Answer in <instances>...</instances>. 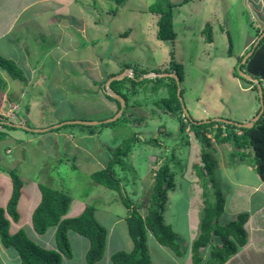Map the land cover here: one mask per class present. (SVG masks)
<instances>
[{"label": "rangeland", "instance_id": "374dc122", "mask_svg": "<svg viewBox=\"0 0 264 264\" xmlns=\"http://www.w3.org/2000/svg\"><path fill=\"white\" fill-rule=\"evenodd\" d=\"M155 1L157 0H130L129 4L127 1L121 7L117 5L118 8H115V2L108 0V3L99 5L96 9L88 8L91 9L92 20L98 19L101 26L98 36L105 38L106 42L102 48L89 44L85 55L80 51L77 56L83 57L80 59L91 64L81 65L80 72L70 75L59 70L63 65L57 66L61 52L53 46H46L41 39L29 36L27 46L32 44L29 50L25 49L21 38L27 35L26 31H22L23 34L18 36V39L8 40L9 43L7 39H2L5 44L8 43L7 48L16 46L20 41V50L0 49V52L5 57L13 58L26 75L29 76L31 67L36 68L33 81L24 87L27 95L19 102L20 108L13 106V111L16 110L14 120L24 121L26 117L29 118L30 112L34 121L39 123V127H36V124L33 126L36 128H42L43 124L52 126L72 120L103 121L112 117L120 110L121 104L118 105L115 99L107 98L102 86L107 80V75L110 78L113 74L121 75L128 71V75L114 87L126 95L128 107L121 117L107 125L69 124L44 133L10 129L13 137L21 136L25 140L34 137L33 141L28 142V147H21L22 160L26 158V148L29 150L26 154L30 160L23 161L22 167L17 166L20 161L11 166L18 171L23 181L18 206L22 221L18 224H26L31 220L33 211L41 199L40 184L71 196L69 217H75L89 204H111L116 208L115 204H124V199L135 206L147 204L148 196L144 195V192L151 188L155 170L169 161L175 173L176 187L168 192L163 217L165 222L175 223L178 231L184 233V238L191 240V232L200 229V207L205 204L203 181L193 168L196 163L203 164L201 147L204 146L211 153L215 161L214 177L224 193L228 192L229 187L232 190L233 179L236 177L251 176L247 167L250 164L249 158L238 156L234 162L230 156L231 150H234L232 144L227 146L217 141L214 135L217 124L213 126V131H202L197 138L183 115L177 118L155 105L157 99L167 96L166 87L153 90L155 83H161L157 81L160 78H147V81L141 79V76H133V69L139 73L164 72L175 68L176 64H181L184 73L181 87L193 119L201 123L217 117L239 122L250 120L258 110V105L260 107L259 93L252 82L241 76L238 67L246 63V54L264 32V0H188L184 5H177L173 18L177 36L170 44L157 38L159 16L149 11V6ZM171 1L178 4L183 0ZM109 9H117V13L108 12ZM95 11L99 12V17L94 16ZM32 18L34 23L30 26L31 32L37 30L39 24V18ZM208 24L212 28V42L208 41ZM93 26L96 28V25ZM106 26L108 29H104ZM126 32L127 34H124ZM248 36H251L252 40L250 45L246 46ZM24 42L26 44V40ZM35 46L42 49L43 56L40 55L32 64L30 60ZM76 49L72 47L70 51ZM60 62L65 64L66 60L62 58ZM129 66L132 70L127 69ZM242 70L248 72L247 68ZM3 74L6 78H11L6 72ZM162 80L167 82L171 79ZM261 80L264 86V80ZM3 105L4 102L0 104ZM2 110L4 112L1 115L12 118V114L8 115L9 111L1 108ZM182 122L186 127L184 131L181 129ZM7 128L9 127L0 125V130ZM222 128L225 135V126L222 125ZM99 131L101 133H98ZM85 132H95V141L92 138L80 139ZM203 132L210 139V146L205 141L202 143ZM238 132L242 133L240 130ZM133 135H137L140 140L132 143L130 154L126 158V169H123L120 163L115 166L121 192L95 181L91 173L106 168L115 158L114 151L122 148L125 139ZM152 139L156 140V143H151ZM76 142H79L78 145ZM14 143L4 141L0 147L2 150L8 146L10 149L12 147L14 154L11 156H15L19 145ZM251 150L252 148H247V151ZM5 169L0 162L2 207L9 203L13 193L10 169ZM184 207L188 211L183 209ZM138 208L142 213L146 212V207ZM109 214L107 217L103 216L105 222L118 216L117 209ZM7 216L9 217L8 214ZM224 216L227 214L224 213ZM23 229L27 232L26 227ZM119 234L118 236L115 233L108 248L128 251L125 249L133 247V242L129 241L130 233L126 231ZM179 238L182 240L183 236ZM33 239L39 244L52 242L50 233L43 237L36 234ZM69 239L74 254L79 252L78 246L84 243H81L83 239L78 232L72 230ZM89 242L90 239L85 244ZM1 254H7V258L11 259L7 264H20L16 251L12 248L5 250L0 240V256Z\"/></svg>", "mask_w": 264, "mask_h": 264}, {"label": "trees", "instance_id": "16d2710c", "mask_svg": "<svg viewBox=\"0 0 264 264\" xmlns=\"http://www.w3.org/2000/svg\"><path fill=\"white\" fill-rule=\"evenodd\" d=\"M113 1L116 4L115 8H118L117 5H123L128 0ZM187 2L188 0H183L175 4L171 0H157L149 6V11L159 16V28L157 32V38L159 40L168 44L173 43L177 36L173 26L174 8L177 5H184ZM116 10H112V13H116ZM206 29H208L209 33L208 41L212 42L211 25L208 24ZM124 34H127V32ZM229 37H231V34ZM231 41L232 38L230 39V43ZM232 48L233 41L230 45V50ZM242 58L239 60V63ZM0 67L7 71L13 78H25L22 68L11 57H5L0 54ZM241 68H247V71L251 74L264 79V37L255 47L253 54L247 59L246 63L241 65ZM170 71L178 75L181 85L184 81L181 64H176L175 68L170 69ZM163 78L157 77V81L161 83H155L153 90L157 91L162 87H166L167 96L157 99L155 105L164 108L166 113L180 118L181 115L184 116L183 105L180 100V97H183L185 100L184 91L182 89L179 96L177 80L174 77H168L171 80L163 82L166 81L162 80ZM118 82L120 81H114L111 85L112 88ZM118 89L115 90L117 91ZM118 93L123 95L127 103L126 95L120 91ZM107 97L113 99L111 96L107 95ZM116 101L120 105V102L118 100ZM176 112L178 113L176 114ZM184 119L187 120L190 127L195 131L197 138L202 131H213V126L217 124L218 127L215 129L214 135L219 143L227 146L232 144L234 147V150L230 152L232 160L235 162V158L238 156L243 159L249 158L250 164L254 166L258 175L264 180V114L250 128L238 127L234 124L217 121L201 123L191 116L184 117ZM107 124L104 123L101 125ZM3 125L9 128L6 131H0V139H5L10 129H18L7 124ZM222 125L225 126V135L223 134ZM185 128V123L182 122L181 129L184 131ZM239 130L242 133H239ZM94 133L88 132L90 135ZM203 134L204 138L202 139V143L205 141L210 146V139L206 137L205 132ZM138 140L140 138L137 135L125 139L123 147L114 151V160L110 164L108 163L109 165L106 168L93 172L91 174L92 178L105 187L121 192L120 179L115 166L120 163L123 169H126V158L130 154L133 146L132 143ZM152 142L156 143V140L152 139ZM249 147L252 148L251 151H247ZM201 161L203 164L196 163L193 165L196 175L203 181L202 187L205 198V204L200 209V233L191 243L193 263L203 264L200 251L203 247L210 244L211 257L209 263L223 264L231 255L237 252L239 247L246 245L247 232L245 230V223L248 216L241 214L237 219L228 221L223 225L220 224V218L223 216L225 208V197L223 190L217 185L216 178L214 177L215 161L211 153L204 146L201 147ZM9 169L10 176L13 180V193L9 203L5 207L0 206V237L6 248H12L17 252L20 264H62L63 255L68 257L72 255L69 230H76L90 239L91 247L87 253V260L90 264H95L103 258L106 250L108 230L103 225L101 219L97 217L96 206L88 205L83 213L77 217H64L70 209L71 196L47 185L40 184L42 199L33 212L32 222L34 229L40 234H45L51 227H57L55 233L57 250L45 248L37 243L29 237L23 228L15 233H11V224L18 222L21 217L18 212V205L22 195L23 181L17 170L14 168ZM4 170L6 169L4 168ZM153 179L154 182L151 188L147 192H144V195L148 196L147 204L135 206L124 199V204L129 208V214L126 220L135 247L132 251L122 250L114 253L112 261L115 264H152L151 255L147 246V230L152 231L159 243L172 249L176 254L182 255L184 253L182 251V245L185 240L178 238L179 236L176 231L164 221L163 217L168 200V192L174 190L176 185L175 173L172 171L169 161L164 162L155 170ZM138 207H141V209L146 207L145 214Z\"/></svg>", "mask_w": 264, "mask_h": 264}, {"label": "crops", "instance_id": "0c3cea01", "mask_svg": "<svg viewBox=\"0 0 264 264\" xmlns=\"http://www.w3.org/2000/svg\"><path fill=\"white\" fill-rule=\"evenodd\" d=\"M107 1L108 0H0V49H7L8 51H10V49L12 50L15 48L20 50L22 47L20 41L16 46L13 47L9 44L10 48H7V45L9 43L8 40L12 41L18 39V36L23 34L22 31H26L27 35L21 38L23 47L25 49L29 50V46L32 44L30 43V45L27 46V40L29 39V36L32 38L37 37L41 39L46 46H53L54 49L59 50V53L61 52V56L59 57V60H57V66L63 65L59 68L60 71H63L65 72L64 74L69 75L74 74L75 72H80V66L87 65V63L89 64L90 62L80 59L83 57L77 56L78 54H80L79 52L82 51L85 55V53H87V47L89 46V44H96L98 47L102 48L103 44L106 42L105 38L98 36V31L101 26H99L98 19L92 20L91 9L89 10L88 8L92 7L93 9H96L99 5L108 3ZM129 3L130 0H128V4ZM108 12H112V10L109 9ZM94 16L99 17V12L95 11ZM32 17L39 18V24L37 25V30L31 32L30 26L32 25V23H34ZM93 25H96V28ZM104 29H108V26L104 27ZM15 34H17V36H15ZM55 34L56 37H54ZM2 39H7L8 43L5 44ZM24 40H26V44ZM72 47H76L77 49L72 52L70 51ZM0 54L3 55V53L1 52ZM40 55L43 56L42 49L35 46L32 52L30 63L34 64L35 61L38 60ZM62 58L66 60L65 64H61L60 60ZM31 68L32 70L31 72H29V76L26 75V72H24L26 80L22 81L19 79H14L12 77L8 78V76L6 78L3 72H6L7 75H9V73L3 69L2 71H0V104L4 102V107L0 106V114H3L4 112L3 110L1 111V108L9 111L8 115L12 114V118L9 117L12 121L14 120L13 118L15 117L16 112V110L13 111V106L16 108H20L19 102L23 101L27 95V91L26 89H24V87H26L33 81V72L36 68ZM107 78H109V75H107L106 79ZM77 80L78 79L76 78L75 81ZM28 114L29 118L26 117L24 121L22 119H17L14 120V122L28 124L32 127L35 126V124L38 125L39 123H36V121H34L32 113L29 112ZM36 127H39V125ZM44 127L47 126L43 124L42 128ZM0 131H6V129ZM10 131L9 134L7 133V137L5 138V140L0 139V146L4 141L13 143L15 142L14 145H19V148L17 150V154L15 156H11L12 153L14 154V149L12 147L10 149L8 146L5 148V150H2L0 147V162L2 167L4 168H11V166H14L13 164H18V162L22 159L21 147L23 145H26L28 147V142H31L34 139V137L28 138L26 139V141L21 136L13 137ZM93 136L94 135H89L88 132H85L80 136V139L90 140L92 138L93 140ZM78 143L79 142H76L77 145ZM26 153H29L28 148L25 149V161L30 160V157H28ZM23 164L24 163H22L20 166L22 167ZM244 164H246V162H244ZM247 167L248 172L251 174V176L246 178L236 177V179H233L232 190L229 187L227 193H224L223 191L225 197L224 213H226L227 216H224L223 213V216L220 218V224L223 225L228 221L237 219L242 213L247 214L248 220L245 223L247 243L246 245L239 247L237 252L231 255L229 259H227V261H225L223 264H264V180L261 179L253 166L249 164L247 165ZM89 205L96 206L97 217L101 219L103 225L107 227L108 230L106 243V248L108 250H105L103 258L95 264H115L112 261V256L118 251L109 249L108 244L114 237L115 233H117V235L119 236V233H124L126 231L129 232L126 220L129 214V208L125 204H115L116 208H113L111 204ZM87 206L88 205H86L84 209H82L81 212L75 217L81 215ZM202 207H200V209ZM114 209H117L118 216L108 222H105V218L103 216L105 215V217H107L108 215H110L109 212L113 211ZM183 209H185V207ZM187 214H189V212H187ZM64 217H69V211ZM24 223L25 222H21V224L12 223L10 232L15 233L19 229L26 227L27 234L32 239L36 234L43 237L47 233H50L52 242L47 241V243L41 245L48 249L57 250V242L55 238V233L57 230L56 226L49 228V230L45 234H40L34 229L31 220H29L26 224ZM166 223L172 226L179 237L183 236L182 240H185V243L182 245V251H184V253L182 255L176 254L172 249L159 243L152 231L147 230V246L151 255L152 264H194L192 258L193 254L191 243L194 238L199 235L200 229L196 232L192 231V239L188 240L187 238H184V233L178 231L175 223ZM199 223L200 218L198 224ZM16 225L18 226L16 227ZM29 228H31V230ZM71 231L72 230H69V235ZM78 234L83 239L81 243H84L83 245L78 246L80 253L76 252L74 254L73 247L71 246L72 255L70 257L63 255L62 264H90L87 260V253L91 247V241L86 245L85 242L89 241V238L79 232ZM129 241L133 242V247L125 250L132 251L135 247L132 236ZM7 249L10 248L5 247V250ZM6 255L1 254L0 256V262L2 264H7L11 260L7 258ZM200 255L203 259L202 262L209 260L211 257V245L209 244L208 246L203 247L200 251Z\"/></svg>", "mask_w": 264, "mask_h": 264}, {"label": "water", "instance_id": "95a60500", "mask_svg": "<svg viewBox=\"0 0 264 264\" xmlns=\"http://www.w3.org/2000/svg\"><path fill=\"white\" fill-rule=\"evenodd\" d=\"M263 37H264V32L256 40V42L253 45V48L246 54V56L244 58V62H246L247 59L253 54V51H254L255 47L259 44V42L261 41V39ZM251 40H252V37L248 36L245 45L249 46L250 43H251ZM241 65L242 64H240L239 68H238L239 71H240L241 76L243 78H246L248 81H251L252 83H254L257 86V88H258L259 98H260V102H261V110H260V112L257 115H255L249 122H237L235 120H230V119L221 118V117H217V118H213L211 120H207V122H209V121H217V122H223V123H226V124H234V125H236L238 127L250 128L262 116V114L264 112V98H263L262 85H261V83H260L258 78L253 76L251 73L246 72L245 70H242ZM130 70H132V69H130ZM127 72L128 71L126 70L124 74L114 75V76L110 77L104 84L105 92L108 95H110L113 99L118 100L120 102V104H121L120 110L115 115H113L112 117H110V118H108L106 120H103V121H82V120L64 121V122H61L59 124L52 125V126L45 127V128H34V127H30V126H28L26 124L13 123L8 118H5V117H0V121L2 123H4V124L9 125V126H13V127H16V128H21V129H26L28 131L36 132V133H43V132H47V131H52L54 129H57L59 127H62L64 125H69V124H83V125L96 126V125H101V124H104V123H111V122L117 120L119 117H121L123 115V112H124L125 108H126V100H125V98L121 94H119L115 90H113L111 88V84L114 81L123 80L124 77L126 75H128ZM164 76L174 77L177 80V83H178V94L180 96L181 85H180L179 77H178V75L176 73H154V72H149V73L144 74L143 76H141V79H144L146 77L156 78V77H164ZM180 100L182 101L183 98L180 97ZM183 110L186 112V114L189 115L187 109L185 108L184 103H183ZM24 158H25V154H24Z\"/></svg>", "mask_w": 264, "mask_h": 264}, {"label": "clouds", "instance_id": "9594fccd", "mask_svg": "<svg viewBox=\"0 0 264 264\" xmlns=\"http://www.w3.org/2000/svg\"><path fill=\"white\" fill-rule=\"evenodd\" d=\"M126 2H127V1H126ZM124 4H125V3H124ZM121 6H122V5H119V7H121ZM251 49H252V48H250V50H251ZM127 69H128V70L131 69L130 66H129V68H127ZM22 70H23V69H22ZM133 70H134V75H133V76H136V77H140V76H143L144 74L149 73V72H146V73H145L144 71H141V73H139L136 69H133ZM150 72H154V73H175V72L170 71V70H168V71H164V72H161V71H159V72L150 71ZM23 73H24V71H23ZM249 73H250V72H249ZM9 75H10V74H9ZM114 75H115V74H113L112 76H114ZM116 75H118V74H116ZM252 75H253V74H252ZM10 76H11V75H10ZM112 76H111V77H112ZM253 76H255V75H253ZM11 77H12V76H11ZM24 77H25V74H24ZM125 77H126V76H125ZM125 77H124V78H125ZM164 77L168 78L169 76H164ZM255 77H256V76H255ZM12 78H13V77H12ZM147 78H148V80H150V79H155V78H151V77H146V78H144V79H147ZM156 78H157V77H156ZM162 78H163V77H162ZM256 78H258V77H256ZM14 79H18V78H14ZM108 79H109V78H107V80H108ZM258 79H259V81H260V83H261V85H262V89H263L264 86H263V84H262V80H261L262 78H258ZM19 80H21V81H22V80H26V77H25L24 79H19ZM107 80H106V81H107ZM263 80H264V79H263ZM120 81H121V80H120ZM250 82H251V81H250ZM253 84H254V83H253ZM111 85H112V84H111ZM254 85H255V84H254ZM255 86H256V85H255ZM102 87H103V89H104V85H103ZM111 88H112V86H111ZM256 88H257V86H256ZM112 89L115 90L114 88H112ZM181 90H182V87H181ZM257 90H258V88H257ZM115 91H116V90H115ZM116 92L118 93V91H116ZM103 93H104V94L106 95V97H107L108 94L105 92V90H104ZM258 93H259V92H258ZM119 94H120V93H119ZM121 95H122V94H121ZM108 96H110V95H108ZM122 96H123V95H122ZM107 98H108V97H107ZM182 98H183V97H182ZM263 98H264V91H263ZM112 100H114V99H112ZM115 100H116V99H115ZM259 102H260V98H259ZM183 103H184L185 108L187 109V111H188V113H189V115H188V114H186V112L183 110V112H184V117H186V118L189 117V116L192 117V115H191L190 112H189V109L187 108V105H186V102H185L184 99L182 100V105H183ZM127 107H128V104L126 103V108H125V110L127 109ZM13 109H15V108H13ZM125 110H124V111H125ZM260 110H261V104H260V107H259V105H258V110H257L256 113L253 115V117H254L255 115H257V114L260 112ZM116 111H117V110H116ZM123 113H124V112H123ZM115 114H116V113H115ZM115 114H114V115H115ZM263 114H264V112H263ZM263 114H262V115H263ZM0 117H5V116H3V115L0 114ZM110 117H111V116H110ZM253 117H252V118H253ZM5 118H8V117H5ZM252 118H251V119H252ZM8 119H9V118H8ZM10 119H11V118H10ZM10 119H9V120H10ZM251 119H250V120H251ZM210 120H211V119H210ZM230 120H233V119H230ZM250 120H248V121H243V122H249ZM10 121H11V120H10ZM186 121H187V120H186ZM11 122L16 123V122H14V121H11ZM237 122H239V121H237ZM222 123H223V122H222ZM3 124H4V123L1 124V122H0V125H3ZM20 124H23V123H20ZM26 125H28V124H26ZM28 126H29V125H28ZM96 126H97V125H96ZM223 126H224V125H223ZM30 127H32V126H30ZM47 127H48V126H47ZM34 128H36V127H34ZM44 128H45V127H44ZM18 129H21V128H18ZM23 130H26V129H23ZM54 130H55V129H54ZM27 131H28V130H27ZM52 131H53V130H52ZM30 132H31V131H30ZM47 132H48V131H47ZM34 133H36V132H34ZM43 133H44V132H43ZM98 133H100V132H98ZM95 134H96V133H94L93 135H95ZM89 135H90V134H89ZM7 150H9V149H7ZM23 161L25 162V160H22V159L20 160V162H19L20 164H18V167H21L20 165H21L22 163H24ZM251 166H253V165L251 164ZM253 167H254V166H253ZM104 168H105V167H104ZM104 168H103V169H104ZM3 169H4V167H3ZM11 169H12V168H11ZM100 170H101V169H100ZM97 171H98V170H97ZM92 173H93V172H92ZM92 173H91V174H92ZM175 183H176V181H175ZM175 187H176V185H175ZM41 193H42V192H41ZM223 194H224V193H223ZM41 199H42V195H41ZM40 201H41V200H40ZM167 201H168V200H167ZM39 203H40V202H39ZM39 203H38V205H39ZM38 205H37V206H38ZM5 206H6V205H5ZM5 206H4V207H5ZM18 206H19V205H18ZM166 206H167V204H166ZM36 208H37V207H36ZM36 208H35V209H36ZM33 212H34V211H33ZM144 214H145V213H144ZM242 214H245V213H242ZM32 215H33V214H32ZM240 215H241V214H240ZM240 215H239V216H240ZM246 215H247V214H246ZM247 216H248V215H247ZM20 219H21V217H20ZM247 220H248V218H247ZM19 221H20V220H19ZM19 221H18V222H19ZM18 222H16V223H18ZM31 222H32V217H31ZM246 222H247V221H246ZM32 224H33V222H32ZM33 227H34V226H33ZM245 230H246V229H245ZM156 239H157V238H156ZM209 260H210V259H209ZM209 260H207V261H203V264H211V263H209Z\"/></svg>", "mask_w": 264, "mask_h": 264}]
</instances>
